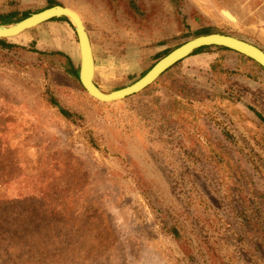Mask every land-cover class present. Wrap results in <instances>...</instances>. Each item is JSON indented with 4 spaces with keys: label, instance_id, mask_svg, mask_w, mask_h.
<instances>
[{
    "label": "rangeland",
    "instance_id": "1",
    "mask_svg": "<svg viewBox=\"0 0 264 264\" xmlns=\"http://www.w3.org/2000/svg\"><path fill=\"white\" fill-rule=\"evenodd\" d=\"M127 1L0 0V14L75 12L104 92L201 36L264 52V0H137L140 18ZM34 30L0 48V264H264V74L253 62L212 49L210 67L189 56L101 104L68 69L80 61L69 23Z\"/></svg>",
    "mask_w": 264,
    "mask_h": 264
},
{
    "label": "water",
    "instance_id": "2",
    "mask_svg": "<svg viewBox=\"0 0 264 264\" xmlns=\"http://www.w3.org/2000/svg\"><path fill=\"white\" fill-rule=\"evenodd\" d=\"M221 14L228 21L236 23V19L229 12L222 11ZM56 19L67 20L75 34L80 57L77 74L80 86L88 97L101 104L119 103L138 95L154 84L170 68L202 48L215 47L229 50L248 59L264 70V52L235 38L220 34H210L193 39L177 48L160 60L141 80L130 87L116 92H104L94 82L95 65L93 50L84 23L75 12L61 6H55L31 15L15 25L0 26V40L18 38L22 34Z\"/></svg>",
    "mask_w": 264,
    "mask_h": 264
},
{
    "label": "trees",
    "instance_id": "3",
    "mask_svg": "<svg viewBox=\"0 0 264 264\" xmlns=\"http://www.w3.org/2000/svg\"><path fill=\"white\" fill-rule=\"evenodd\" d=\"M168 1H170V2H172V1L175 2V0H168ZM181 1H182V0H176L175 3H176V4H180ZM126 3H127L126 6H127L128 10H129V12H130L131 14H133L134 16H136V17H138V18H140V17L143 15V9H142V6H141L140 3H138L137 0H128ZM55 6H59V5H56L55 3L48 4V6L45 7V8H43V10H41L40 12L45 11V10L50 9V8H53V7H55ZM40 12H39V13H40ZM28 17H29V15H25V16L20 17V16L17 15L16 13H8V14L5 13V14H0V26H10V25H15V24H17V23H19V22H21V21L27 19ZM54 22H64V23L66 22V23H67V20H65V19H56V20H54ZM33 31H35V30H33ZM33 31H32V32H33ZM0 48H1V49H4V50H11V49H13V46L10 45V44L8 43V40H0ZM176 49H177V48H176ZM176 49H174V50H176ZM212 49H215L216 51H220V52L234 53V52H231V51H229V50L222 49V48L208 47V48H202V49H199V50L195 51L191 56L198 55V54H202V53H207V52H209V51L212 50ZM174 50L167 51V52H165V53L159 55V56L157 57V63H158L161 59H163V58H165L166 56H168V55H169L171 52H173ZM234 54H235V53H234ZM157 63H155V64H157ZM155 64L151 67V69L155 66ZM253 67L256 68V69H258L259 72H261V73L264 74V70H263L261 67H259L258 65H256V64L253 63ZM68 69L70 70V73H71V75L74 77V79L77 80V74H78V71H79V65L75 66V65H73V63H69V65H68ZM151 69H150V70H151ZM214 69H215V68H214ZM150 70H149V71H150ZM212 70H213V68H212ZM149 71H148V72H149ZM213 71H215V70H213ZM148 72H147V73H148ZM147 73H146V74H147ZM79 85H80V84H79ZM53 106L56 107V108L59 110L60 114H61L63 117L68 118V119L71 118V115H69V114H68L67 112H65L64 110L60 109L59 106L57 105V103H53ZM257 117L260 119V116H259V115H257ZM68 119H67V120H68Z\"/></svg>",
    "mask_w": 264,
    "mask_h": 264
},
{
    "label": "crops",
    "instance_id": "4",
    "mask_svg": "<svg viewBox=\"0 0 264 264\" xmlns=\"http://www.w3.org/2000/svg\"><path fill=\"white\" fill-rule=\"evenodd\" d=\"M194 56L196 57L195 60L201 64L208 62V67H210V64L212 63V61H214L213 57L210 58L206 54H202V55L198 54V55H194ZM206 56L208 57V59H206L207 58Z\"/></svg>",
    "mask_w": 264,
    "mask_h": 264
}]
</instances>
